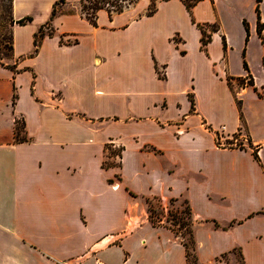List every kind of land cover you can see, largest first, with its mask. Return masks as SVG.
Segmentation results:
<instances>
[{
  "label": "crops",
  "instance_id": "1",
  "mask_svg": "<svg viewBox=\"0 0 264 264\" xmlns=\"http://www.w3.org/2000/svg\"><path fill=\"white\" fill-rule=\"evenodd\" d=\"M58 1L11 0L12 19L30 21L12 28L13 68L0 66V264H187L184 240L151 224L145 198L187 201L196 264H264V80L247 60L251 22L239 17L238 42L215 0L191 13L158 1L150 16L138 0L100 11L95 26L79 0L50 20ZM241 52L253 87L228 83L247 75L232 67Z\"/></svg>",
  "mask_w": 264,
  "mask_h": 264
},
{
  "label": "rangeland",
  "instance_id": "2",
  "mask_svg": "<svg viewBox=\"0 0 264 264\" xmlns=\"http://www.w3.org/2000/svg\"><path fill=\"white\" fill-rule=\"evenodd\" d=\"M256 8H258L261 24L264 25V0H215L213 11L221 24L224 25L226 31L234 35L238 42L240 41L239 34H241L243 29L242 24L239 23V17L244 16L246 20L251 22V36L249 35L248 41H245V45L249 49L247 60L251 67V75L254 74L255 76L253 78L257 81H263L262 61L264 58V32H262V39H260L256 33L254 34L253 28L254 25L256 26L257 21ZM77 10L80 13L79 4ZM77 10L63 4L57 8V13H71ZM14 25L15 21L11 17V0H0V66L2 67L13 68L14 66L11 39ZM216 27L217 25L213 26L214 29H216ZM207 29L210 31L212 28L209 27ZM42 33L51 35V27L47 26ZM245 57L246 54L241 52L233 58L232 67L234 71L238 72L240 68L242 69L243 62L246 61ZM249 82L250 78L246 75L241 81H236V85L233 84L232 86V82L229 84H231L233 88L235 86L242 88V84L246 85ZM20 127L21 125L19 124V128ZM231 143L235 145V147H240L239 145H242L239 139H237V135L232 137ZM118 151L117 148L109 149L107 156L111 157L112 155V159L109 158L105 160V163L117 165ZM143 201L147 206L149 221H152L155 225L164 222L166 226L175 229L185 242H188V231L190 229L192 230L194 220L193 218L189 220L185 215V204L183 200H174V202L171 203L170 200L163 202L155 198H145ZM175 223L176 225H173ZM184 223L185 225L183 228L179 229V226H182Z\"/></svg>",
  "mask_w": 264,
  "mask_h": 264
},
{
  "label": "trees",
  "instance_id": "3",
  "mask_svg": "<svg viewBox=\"0 0 264 264\" xmlns=\"http://www.w3.org/2000/svg\"><path fill=\"white\" fill-rule=\"evenodd\" d=\"M151 4L146 12L147 16H150L152 14L155 13L156 11V6H157V2L156 0H150ZM159 1H169V0H159ZM185 8L187 9V11L189 13H191V10L193 9V7H195L199 2L203 1V0H180ZM138 2V0H79V6H80V14L81 16H83L87 21H89V23H91L92 25H96V19H97V14L100 11H106L108 16L111 18L113 15L116 14H120L123 11H125L126 9H128L129 7L133 6L134 4H136ZM65 4L64 0H60L58 2H56L53 7H52V11H51V16H50V20H52L58 13H57V8L60 5ZM256 14H257V25H256V33L257 36L262 39V31H263V25L261 24L260 21V17H259V13H258V8H256ZM30 21V18H24L22 20H19L17 22H15V24L17 25H24L27 22ZM243 26H244V30H245V34H246V38L245 41H248L249 38V29L247 26V23L245 21H243ZM210 28V32H215L216 29L213 28V26H211ZM43 30L40 29L36 34H35V38H34V46H35V52L37 51L40 41L43 38L44 34L42 33ZM202 39H201V44L202 46H205L207 42H209V36H207L205 34V32L202 33ZM263 42V41H262ZM243 69L247 72L248 77L250 78V82L247 83L246 85L242 84V88L245 87H253V82H252V78L251 75L249 73L248 67L246 62H243L242 65ZM263 69H264V58H263ZM242 79H238V81H241ZM228 83H230V81H228ZM20 134H21V127L19 128V126L16 127L15 129V136H16V140L17 141H23L25 140V138L21 137L20 138ZM156 199V198H155ZM170 202H174V200H170ZM183 203L185 204V208H184V213L187 216V218L189 220L192 219V212L191 209L187 203V201H183ZM151 224L153 226H157L158 224H154L152 221H150ZM173 225H176L173 224ZM185 225V223L181 226H179V229H182L183 226ZM167 228L169 230H171L175 235H178L177 231L173 228H170L167 226ZM188 228V227H187ZM185 228V229H187ZM189 233V240L188 242H183V245L185 247L186 250V259H187V264H196L197 260H196V256L194 253L195 250V243L193 240V235H192V230L190 229L188 231Z\"/></svg>",
  "mask_w": 264,
  "mask_h": 264
}]
</instances>
